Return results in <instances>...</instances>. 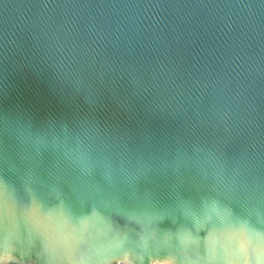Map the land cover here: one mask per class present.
<instances>
[{"label":"water","instance_id":"1","mask_svg":"<svg viewBox=\"0 0 264 264\" xmlns=\"http://www.w3.org/2000/svg\"><path fill=\"white\" fill-rule=\"evenodd\" d=\"M119 263L264 264V0H0V264Z\"/></svg>","mask_w":264,"mask_h":264},{"label":"snow or ice","instance_id":"2","mask_svg":"<svg viewBox=\"0 0 264 264\" xmlns=\"http://www.w3.org/2000/svg\"><path fill=\"white\" fill-rule=\"evenodd\" d=\"M209 251L210 253H214V248L210 247Z\"/></svg>","mask_w":264,"mask_h":264},{"label":"built area","instance_id":"3","mask_svg":"<svg viewBox=\"0 0 264 264\" xmlns=\"http://www.w3.org/2000/svg\"><path fill=\"white\" fill-rule=\"evenodd\" d=\"M119 264H124V263H119Z\"/></svg>","mask_w":264,"mask_h":264}]
</instances>
